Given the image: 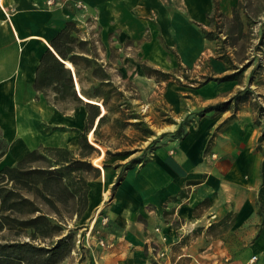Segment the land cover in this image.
I'll return each mask as SVG.
<instances>
[{
  "label": "crops",
  "instance_id": "1",
  "mask_svg": "<svg viewBox=\"0 0 264 264\" xmlns=\"http://www.w3.org/2000/svg\"><path fill=\"white\" fill-rule=\"evenodd\" d=\"M46 1L0 0V132L10 145L0 166L40 148H80L89 121L85 105L55 104L35 88L41 60L51 50L71 69L78 95L91 102L81 94L73 65L51 45L71 22L83 31V40L85 35L90 40V26H97L104 66L112 63L107 53L113 46H132L142 51L140 68H182L214 78L235 74L199 87L163 83L165 100L180 120L195 109H183L180 95L203 105L228 101L247 88L264 96V82L256 84L254 73H239L248 60L224 59L214 39L205 36L215 32L217 15L233 17L239 0H218L215 21L214 0H59L54 7ZM250 103L207 111L181 137L162 139L149 162L128 170L113 193L117 170L109 183L95 185L89 218L99 212L98 218L107 216L109 222L98 221L87 236L84 252L90 262L81 264H264L259 203L264 154L258 149L263 127ZM158 251L166 253L161 260Z\"/></svg>",
  "mask_w": 264,
  "mask_h": 264
},
{
  "label": "trees",
  "instance_id": "2",
  "mask_svg": "<svg viewBox=\"0 0 264 264\" xmlns=\"http://www.w3.org/2000/svg\"><path fill=\"white\" fill-rule=\"evenodd\" d=\"M215 21L218 10V0H214ZM238 5L233 9V22L238 35L243 32L244 23L238 13ZM221 19H227L219 14ZM78 28L74 23L67 26L52 40L51 45L57 55L66 62H70L81 86V94L96 102H101L106 110L102 115L101 106L98 103L84 102L78 95L74 77L70 68L52 52L48 50L40 63L35 80V88L45 93L47 98L55 104L78 102L84 104L89 121L80 140V148L77 152L66 148H40L36 149L13 165L0 166V233L9 231L22 234L27 241L0 242V264H61L74 249V230L65 226L64 220L69 217L76 221L89 218L90 195L93 187L100 184L94 183L101 177V168L93 165L92 159L98 157L100 150L88 141L95 120L98 124L93 130L94 142L106 147L101 130L109 124L110 129L125 131L133 128L141 134V142L154 136V131L134 110V106L125 97L124 92L114 83L106 72L104 65L97 61L92 50L86 49L87 41L77 37ZM230 29L227 36L235 34ZM209 39H215V32H205ZM68 66V65H67ZM249 65L244 66L247 68ZM69 67V66H68ZM143 73L156 81H168L170 73L154 69L147 65H141ZM235 77L227 75L221 78L205 77L204 83L209 81H224ZM188 78V76H184ZM252 93L250 88L239 91L231 100L210 106L206 111H223L244 101ZM259 117L264 116V107H258ZM185 121L180 123L173 137H181L184 134ZM168 136L162 134L152 140L146 149L135 147L133 149L117 148L115 152L106 149L104 160L116 157L125 163L117 162L115 169L119 174L114 183V188L123 180L125 172L141 164L149 162L147 152L153 151L158 140ZM141 146V145H140ZM9 143L0 132V160L7 154ZM258 149L264 154V130L258 140ZM141 152L139 156L132 157ZM111 166L103 164L104 169ZM89 175L92 178L89 179ZM262 185L259 193L261 213L264 216V160L261 165ZM46 241H53L47 247Z\"/></svg>",
  "mask_w": 264,
  "mask_h": 264
},
{
  "label": "rangeland",
  "instance_id": "3",
  "mask_svg": "<svg viewBox=\"0 0 264 264\" xmlns=\"http://www.w3.org/2000/svg\"><path fill=\"white\" fill-rule=\"evenodd\" d=\"M237 5V10L241 17L240 19L244 23L243 32L241 35H238L237 30L234 27L235 24H233V22L230 20L231 18H218L217 25L214 27L216 33V38L214 39L216 51L223 54L222 57L224 59L230 60L233 58L238 62V64H241L239 62L247 59L248 62H245L243 67L246 65L249 66L246 69L241 68L239 73L246 72V75L254 73V82L256 84H262L264 82V0H239ZM90 27L93 29V32L89 34L91 37L90 40H88V35H85L87 38L85 40L81 38L83 36L81 35L83 32L81 29L79 32V39L89 43L86 49L92 50V52L97 57V61L103 64L101 62V59H103L101 55L103 54H101L102 52H99L100 45L96 42L99 38L97 26L93 24ZM231 28L234 29L236 33L233 36H227V33ZM93 41H95L96 44H94ZM136 48L132 46L116 48V46H113L109 53H107L110 56L112 63L106 64L104 68L111 76L114 83L121 91L124 92L125 97L131 103V105L134 106V110L149 125L152 131H154V136H152L147 141L141 142V134L133 128L130 127L125 131L120 132L118 127L114 130H111L108 124L101 130L103 139L106 142V147H102L98 143L94 142V134L92 133L89 138L90 140L88 139V141H92L94 143L93 145L101 152L98 157H94L92 159L93 165L101 168V177L95 180L94 183H98L99 181L102 183H109L111 176L115 173V170H117L118 173L120 171L119 169H115L114 165L117 162L125 163L124 160L113 156L105 161V151L107 148L112 152H115L117 148H120V150L133 149L135 147L146 149L152 140L159 138L164 133L168 134L167 137H173L172 135L178 129L179 124L184 121L185 131L186 126L190 124V122L206 116V109L208 107L222 103V101H219L217 104L203 105V102L199 101L197 98H193L190 95H180L183 109L186 108V110H189V105H194L195 107L191 113L188 112V114L182 120H180L179 116L174 114L171 106L165 100L164 95L166 93L165 91L167 87L164 86L163 83L176 82L179 86H190V84H192L195 87H199L202 83H204L205 77L198 76L197 72L190 71L186 73V71H184L182 68H176L173 71L166 72L171 74V78L168 81L158 82L155 78L149 80L138 65L142 62L140 58V52L142 51L140 48ZM227 64L232 68L234 67L233 64L228 61ZM236 66L238 65L236 64ZM183 76H188V78H184ZM250 89L252 91L251 95L238 105L242 103L249 104L250 101L254 99L255 102H251L250 104L256 107V109H258L259 106L264 107V96L253 93V88ZM89 101L98 103L100 106H102V112H106L101 102H96L93 100ZM257 122H262L261 125L264 130V116L260 117V121L257 119ZM160 143L161 140H158L154 147L158 148ZM154 150L147 152L148 159L151 158ZM140 153L141 152H137L132 157H137L140 155ZM104 163H107L111 166L109 168L110 170L103 168ZM138 166L141 167L142 165L139 164L135 167ZM103 169L106 172L105 174ZM91 178L92 175H89V179ZM114 189L115 188L113 186L111 193H113ZM92 216L93 217L90 216V218H83L80 221H76V217L73 219L67 217V219L64 220L65 226L68 229L74 230L73 252L75 251V254L72 252L66 259V264H81L85 261L90 262L88 255L89 252L87 253V256H85L86 254L84 250H86V248H84V245H86L88 239L87 236L90 235V238L92 236L89 234V230L94 218L97 217V213ZM16 240L27 241V237L25 235L16 234L15 232L9 231L0 233V242ZM78 240L80 241V244H78ZM51 243H53V241H46L43 246L47 247V245H50ZM78 248H80V251H78ZM79 253H83V256L80 257ZM66 260H64L61 264H64Z\"/></svg>",
  "mask_w": 264,
  "mask_h": 264
},
{
  "label": "built area",
  "instance_id": "4",
  "mask_svg": "<svg viewBox=\"0 0 264 264\" xmlns=\"http://www.w3.org/2000/svg\"><path fill=\"white\" fill-rule=\"evenodd\" d=\"M58 1H59V0H47V1H46V4H47L49 7H54V6L57 5ZM98 214H99V212L97 213V217L94 218V220H93V223H92V225H91V227H90V230H89V234H91L92 232H94L95 225L97 224L98 221H100L101 225H103V226L107 225L108 222H109V219H108L107 216H101V215H100L101 217L99 216L100 218H98ZM156 231H157V232H160V229L157 228ZM163 239L166 240L165 237H164ZM79 243H80V241H78V244H79ZM99 243H100L101 245H106V244H105L106 242L103 241V240H100ZM157 256H158V258L161 260L162 258H164V257L166 256V253H165V251H158Z\"/></svg>",
  "mask_w": 264,
  "mask_h": 264
}]
</instances>
